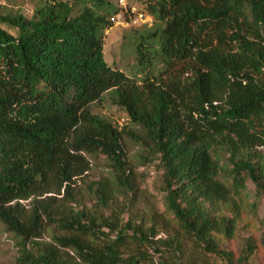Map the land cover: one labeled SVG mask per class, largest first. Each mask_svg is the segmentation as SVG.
Listing matches in <instances>:
<instances>
[{
  "label": "trees",
  "instance_id": "obj_1",
  "mask_svg": "<svg viewBox=\"0 0 264 264\" xmlns=\"http://www.w3.org/2000/svg\"><path fill=\"white\" fill-rule=\"evenodd\" d=\"M145 5L156 26L137 42L140 77L106 61L112 0H36L31 17L0 11V223L21 239L15 264H185L156 262L146 247L161 254V241L177 253L183 241L156 240L155 227L125 224L113 207L134 189L126 135L160 156L184 238L227 264H264V232L237 253L221 248L237 222L215 202L239 194L247 177L264 197V0ZM107 93L142 134L92 111ZM98 155L113 177L90 187L89 208L77 186ZM52 226L61 234L42 242Z\"/></svg>",
  "mask_w": 264,
  "mask_h": 264
},
{
  "label": "rangeland",
  "instance_id": "obj_2",
  "mask_svg": "<svg viewBox=\"0 0 264 264\" xmlns=\"http://www.w3.org/2000/svg\"><path fill=\"white\" fill-rule=\"evenodd\" d=\"M117 7V0H112ZM141 8L146 9V0H129ZM36 5V0H0V11L18 12L22 11L27 17L32 16V11ZM151 17V18H150ZM151 21L138 24L123 26L114 24L107 30L105 39L104 54L106 61L115 68L124 71L131 77H140L142 73L138 65L136 52L137 42L141 36L146 35L156 26L155 19L150 16ZM6 28H8L5 25ZM12 32L15 29L8 28ZM163 68L160 62H154V70L158 73ZM92 111L119 125L120 128L129 132L142 134V129L130 121L127 111L111 100L110 94L104 96L103 101L95 104ZM125 143L129 155V162L133 169L134 189L119 195L113 203V207L122 210V220L124 223L132 222L133 225H145V227H155L156 240H173L182 242L183 251L174 252L160 241L154 247H161L163 253H155L154 260H180L186 264L192 261L195 264H227L219 256H216L201 247H197L193 241L184 238L179 229V224L173 213L168 209L165 190V173L160 156H155L143 144L132 137L126 135ZM219 157L222 168L221 173L224 181L231 182L232 165L229 162V155L224 152ZM91 158V169L88 175L79 181L77 186V196L81 205L92 207L95 200L90 196L89 190L94 186V182L105 178H112V168L110 161L104 155ZM218 214L234 217L237 222L236 236L233 239L219 236L220 246L223 249L237 253L245 239L248 237L260 238L264 232V197L258 192L257 185L247 177L246 188L239 194H233L228 202L215 200ZM107 214L110 211H106ZM132 234V230L129 231ZM54 234H61L56 227H49L43 234L42 242H50ZM30 245V244H29ZM21 239L13 232L6 229L0 223V264H15L21 250ZM136 245L131 244V249ZM165 251V252H164ZM163 257H162V256ZM255 259L252 260L254 263Z\"/></svg>",
  "mask_w": 264,
  "mask_h": 264
},
{
  "label": "built area",
  "instance_id": "obj_3",
  "mask_svg": "<svg viewBox=\"0 0 264 264\" xmlns=\"http://www.w3.org/2000/svg\"><path fill=\"white\" fill-rule=\"evenodd\" d=\"M117 8L118 12L111 18L114 24L130 26L151 21L149 19L151 15L147 9L141 8L129 0H117Z\"/></svg>",
  "mask_w": 264,
  "mask_h": 264
}]
</instances>
